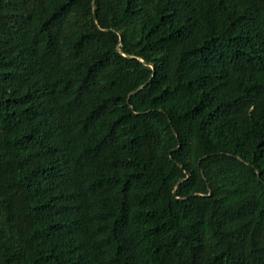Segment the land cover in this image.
<instances>
[{
    "label": "trees",
    "instance_id": "trees-1",
    "mask_svg": "<svg viewBox=\"0 0 264 264\" xmlns=\"http://www.w3.org/2000/svg\"><path fill=\"white\" fill-rule=\"evenodd\" d=\"M0 264H264V0H0Z\"/></svg>",
    "mask_w": 264,
    "mask_h": 264
},
{
    "label": "water",
    "instance_id": "water-1",
    "mask_svg": "<svg viewBox=\"0 0 264 264\" xmlns=\"http://www.w3.org/2000/svg\"><path fill=\"white\" fill-rule=\"evenodd\" d=\"M138 90H140V88H139ZM135 92H136V91H135ZM135 92H133V93H135Z\"/></svg>",
    "mask_w": 264,
    "mask_h": 264
}]
</instances>
